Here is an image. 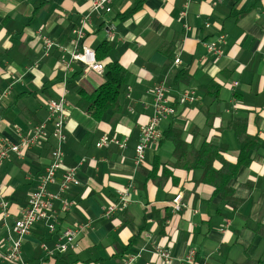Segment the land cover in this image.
<instances>
[{
  "label": "crops",
  "instance_id": "obj_1",
  "mask_svg": "<svg viewBox=\"0 0 264 264\" xmlns=\"http://www.w3.org/2000/svg\"><path fill=\"white\" fill-rule=\"evenodd\" d=\"M43 38L54 45L47 49ZM211 43L220 55L208 51ZM83 46L95 51L102 73L73 59ZM113 62L131 79L121 92V111L96 120L78 106L79 92L94 93L105 82L104 65ZM182 71L186 77L176 78ZM211 84L218 86L217 99L205 90ZM159 86L177 111L161 122L160 131L177 124L196 148L204 140L221 144L231 164L240 154L228 127L233 118L246 120L248 134L261 140L250 165L230 183L235 207L213 196L211 186L197 185L198 172L172 170L176 180L159 181L163 166L174 162L173 152L164 153L169 141L152 145L136 165L141 126L154 115ZM185 92L195 100L181 105ZM61 98L69 106L64 165L76 169L80 184L53 201L51 219L35 224L24 238L26 264H55L62 233L83 223L89 227L79 234L78 249L62 254L71 264H190V252L192 264L264 260L255 254L264 246V0H114L109 14L93 12L91 0H0V139L17 143L30 135L47 120L48 103ZM52 130L48 125L46 139L23 159L10 156L2 165L8 213L0 207L1 253L50 162ZM103 137L126 146L97 148ZM63 171L50 193H59ZM120 191L129 195L128 208L104 217ZM178 193L186 206L174 214L170 203Z\"/></svg>",
  "mask_w": 264,
  "mask_h": 264
},
{
  "label": "built area",
  "instance_id": "obj_2",
  "mask_svg": "<svg viewBox=\"0 0 264 264\" xmlns=\"http://www.w3.org/2000/svg\"><path fill=\"white\" fill-rule=\"evenodd\" d=\"M114 0H91L93 12L97 14H109L112 11ZM209 27V24H207ZM77 34H82V30L77 31ZM111 35L112 31L108 30ZM223 37H221V41ZM45 46L50 49L54 44L47 38H43ZM208 51L220 55V50L215 43L207 45ZM73 59L83 63L88 70L97 73L103 72V66L98 62L95 51L88 46H83L80 52L73 54ZM176 64L180 60L175 61ZM237 86V83L232 84V89ZM167 89L164 86H159L154 91V115L147 125L141 126L140 141L135 148L136 165H141L145 161L146 151L152 146L157 145L162 139V132L159 127L161 122L170 117L176 116V108L171 104L166 96ZM195 100L193 92H185L179 99L181 105ZM68 103L64 98L59 101H51L47 105L48 118L45 122L38 124L32 128L30 135L21 136L19 142L14 143L7 139H0V172L3 163L10 158L16 156L23 159L25 153L31 148L40 144L47 137L48 125H51L53 130L51 138L55 140L53 150L50 154V162L46 167L37 189L32 193L28 201V206L22 211V215L15 221L14 227L11 229L8 236L9 247L6 253L0 252V260L6 264H26L22 257V248L24 238L27 237L35 224L39 222H47L52 217L53 201L61 198L63 193L70 186H78L80 183L76 177V169H65L63 146L67 141L66 135V118L68 115ZM110 144L118 145L124 148L126 145L119 142L117 139H109L103 137L96 144L97 148H105ZM63 171L62 181L58 194L50 193L48 187L55 183L57 175ZM129 195L126 192H119V202L110 205L104 213V217L110 218L118 211H124L130 203ZM67 206V204H65ZM172 212L180 214L186 206L182 193L174 196L170 203ZM0 207L3 215L8 213V203L4 200L2 190L0 188ZM51 232L55 230L53 224L48 225ZM89 227L88 223L79 224L74 228L66 229L61 235V242L56 245V252L65 254L78 249V236ZM158 254L165 261L170 260V255L163 249L158 250ZM195 252H190L186 259L192 264L194 261Z\"/></svg>",
  "mask_w": 264,
  "mask_h": 264
},
{
  "label": "trees",
  "instance_id": "obj_3",
  "mask_svg": "<svg viewBox=\"0 0 264 264\" xmlns=\"http://www.w3.org/2000/svg\"><path fill=\"white\" fill-rule=\"evenodd\" d=\"M98 60V58H97ZM99 61V60H98ZM182 71L177 74L178 78L185 75ZM105 82L91 95L79 92L81 96L78 106L89 113L94 119L99 120L108 113L115 114L121 111L120 96L122 89L129 83L131 79L130 73L119 63L113 62L104 65ZM186 80H189L187 78ZM208 95H212L213 99H217L218 86L211 84L205 88ZM228 127L234 132L235 139L239 145V158L236 164H231L225 160L223 154L225 150L221 144L204 140L202 144L196 148L193 143H188L184 138V129L180 125L171 124L167 130L162 133L160 143L169 141L173 144L174 162L163 166L162 177L159 181H163L168 177H173L172 170H185L200 173L197 181L198 184L211 186L214 189L213 196H219L229 205L235 207L236 201L233 198V190L230 187L232 179H234L241 167H247L252 161L253 153L257 152L262 145L258 137L251 136L247 132V121L240 118H233ZM220 167L217 169L215 165ZM155 164L152 179L155 181V170L158 168ZM175 179V178H174ZM176 180V179H175ZM264 234V232H262ZM132 239L133 241L136 239ZM124 251V248H120ZM55 264H71L69 259L58 253L55 258ZM242 264H264V260L248 258Z\"/></svg>",
  "mask_w": 264,
  "mask_h": 264
},
{
  "label": "rangeland",
  "instance_id": "obj_4",
  "mask_svg": "<svg viewBox=\"0 0 264 264\" xmlns=\"http://www.w3.org/2000/svg\"><path fill=\"white\" fill-rule=\"evenodd\" d=\"M161 132H163L161 130ZM173 152V147L170 142L165 143L164 153L167 155V157H171ZM255 254L259 257H264V246L263 247H257V250L255 251Z\"/></svg>",
  "mask_w": 264,
  "mask_h": 264
}]
</instances>
